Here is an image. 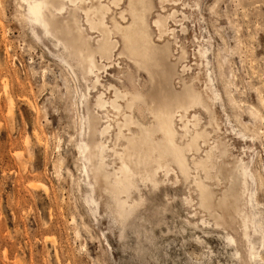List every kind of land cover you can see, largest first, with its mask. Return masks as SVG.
Here are the masks:
<instances>
[{
  "label": "rangeland",
  "instance_id": "rangeland-1",
  "mask_svg": "<svg viewBox=\"0 0 264 264\" xmlns=\"http://www.w3.org/2000/svg\"><path fill=\"white\" fill-rule=\"evenodd\" d=\"M150 1L154 31L152 21L171 17L170 32L155 42L173 44L171 63L180 46L188 53L189 69L177 65L174 89L203 74L195 54L209 42V68L222 98L219 136L230 146L229 162L242 158L258 174L254 189L264 212V0ZM123 7L125 1L112 14ZM25 13L23 0H0V264H239L223 238L227 232L202 223L210 219L197 194L174 183V174L157 189L143 187L142 205L123 224L104 197L96 211L87 204L77 148L85 110L77 86L83 84L60 63L52 41L34 37ZM111 65L90 101L98 91L113 97L101 85L130 89V72L145 94L155 92L156 83L135 73L126 57Z\"/></svg>",
  "mask_w": 264,
  "mask_h": 264
},
{
  "label": "bare ground",
  "instance_id": "bare-ground-1",
  "mask_svg": "<svg viewBox=\"0 0 264 264\" xmlns=\"http://www.w3.org/2000/svg\"><path fill=\"white\" fill-rule=\"evenodd\" d=\"M23 1L24 18L34 37L52 41L60 63L83 84L77 86L78 101L85 109L80 113L77 148L87 204L96 211L98 197H104L109 213L123 224L142 205L143 187L157 189L174 174V183L182 181L197 194L200 212L210 219L202 223L227 232L223 238L233 249L232 258L239 264L263 263L264 212L254 189L260 180L249 161H228L230 146L219 136L217 105L222 98L209 68V42L199 45L195 54L203 74L181 80L177 90L172 85L176 67L189 69L184 65L188 53L180 46L177 63H171L173 44L155 42L154 36L162 39L170 32L171 17L152 21L154 31L150 0ZM124 1L125 7L113 15ZM116 56L132 61L135 73L146 72L156 83L155 92L145 94L130 72V89L101 85L113 97L98 91L90 101L101 84V71ZM222 186L218 195L216 188ZM193 202L191 197L185 199L188 205Z\"/></svg>",
  "mask_w": 264,
  "mask_h": 264
}]
</instances>
